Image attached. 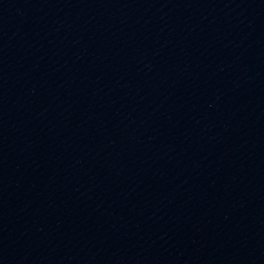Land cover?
I'll use <instances>...</instances> for the list:
<instances>
[{
  "label": "water",
  "instance_id": "obj_1",
  "mask_svg": "<svg viewBox=\"0 0 264 264\" xmlns=\"http://www.w3.org/2000/svg\"><path fill=\"white\" fill-rule=\"evenodd\" d=\"M0 264H264V0H0Z\"/></svg>",
  "mask_w": 264,
  "mask_h": 264
}]
</instances>
